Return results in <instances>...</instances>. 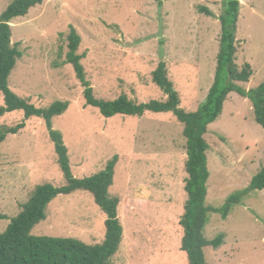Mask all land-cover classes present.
I'll use <instances>...</instances> for the list:
<instances>
[{"label":"rangeland","instance_id":"obj_1","mask_svg":"<svg viewBox=\"0 0 264 264\" xmlns=\"http://www.w3.org/2000/svg\"><path fill=\"white\" fill-rule=\"evenodd\" d=\"M10 2L0 0V15ZM223 9L222 0H165L162 5L157 0H44L10 22L12 44L23 51L9 77L10 87L37 107L69 102L53 125L63 134L73 174L92 176L119 156L110 192L122 197L124 234L111 264H189L181 249L180 224L188 198L187 139L173 112L106 117L87 105L84 86L65 60L70 28L81 35L79 53L85 55L86 76L96 97L112 100L127 94L138 102L165 100L152 79L165 60L181 107L194 111L214 80ZM236 56L240 66H252L250 80L240 83L245 90L264 81V0L241 1ZM24 116L22 110L6 113L0 128L15 126ZM205 138L210 145L207 204L220 207L248 188L264 165V127L255 119L252 101L232 92ZM0 153V215L7 217L0 218L3 232L37 185L61 186L65 178L43 118L32 117L17 134H8ZM106 219L93 194L78 190L54 198L47 218L32 233L102 243ZM219 233L224 234L223 244L205 247L209 264H264V189L250 190L226 218L211 212L205 235L211 240Z\"/></svg>","mask_w":264,"mask_h":264},{"label":"trees","instance_id":"obj_2","mask_svg":"<svg viewBox=\"0 0 264 264\" xmlns=\"http://www.w3.org/2000/svg\"><path fill=\"white\" fill-rule=\"evenodd\" d=\"M43 1L12 0L0 15V91L4 95V104L0 105V117L15 110H22L25 115L24 120L17 125H3L0 128V145L8 134H17L26 127L28 119L43 118L55 145L57 162L65 178V184L56 186L45 182L35 187L20 213L11 219L3 232H0V264H111L112 258L120 249L124 234V226L119 216L122 197L110 192L119 156L114 155L104 170L92 176L83 178L75 176L63 134L53 125L54 117L63 114L68 109L69 102L55 101L47 107H37L13 91L9 84V77L18 59L23 56L18 43L12 44L10 22L16 17L27 15L32 7L42 4ZM157 1L162 5L165 0ZM222 1L224 9L219 17L221 35L214 80L205 100L194 111H186L181 107V95L168 75L165 60H161L152 72L153 82L164 92L165 100L138 102L129 98L127 94H121L112 100L96 97L86 76L83 64L85 55L79 53L81 35L72 26L67 36L68 50L65 60L73 65L77 78L84 86L87 105L97 107L106 117L117 114L142 116L147 111L173 112L184 125L188 174L185 189L188 198L180 224L184 229L181 249L187 253L189 264H209L205 247L219 248L224 242L223 233H219L211 240L205 235L210 213H221L226 218L231 212L232 205L240 203L241 198L250 190L264 189L263 165L253 177L250 186L230 195L224 205L216 207L207 204V181L210 176L207 152L210 145L205 134L208 132L209 124L222 114L228 95L237 92L248 97L253 103L256 121L264 127V81L249 91L240 85L241 82H248L253 74L249 62L242 66L237 63V29L242 0ZM199 8L212 15L208 8L203 6ZM78 190L91 192L96 203L107 215L106 233L102 243L90 244L75 237L37 236L32 233L33 228L47 218L48 204L54 198ZM0 218L7 217L0 215Z\"/></svg>","mask_w":264,"mask_h":264}]
</instances>
